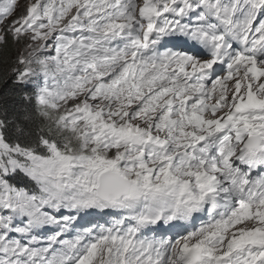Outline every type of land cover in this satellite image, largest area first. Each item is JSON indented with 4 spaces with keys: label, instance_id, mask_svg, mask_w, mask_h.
Here are the masks:
<instances>
[{
    "label": "snow or ice",
    "instance_id": "snow-or-ice-1",
    "mask_svg": "<svg viewBox=\"0 0 264 264\" xmlns=\"http://www.w3.org/2000/svg\"><path fill=\"white\" fill-rule=\"evenodd\" d=\"M0 264H264V0H0Z\"/></svg>",
    "mask_w": 264,
    "mask_h": 264
},
{
    "label": "trees",
    "instance_id": "trees-1",
    "mask_svg": "<svg viewBox=\"0 0 264 264\" xmlns=\"http://www.w3.org/2000/svg\"><path fill=\"white\" fill-rule=\"evenodd\" d=\"M3 54L0 53V76H2L4 69L7 67L6 64L2 62ZM0 100H7L9 104L14 101V96L11 86L7 81L0 79Z\"/></svg>",
    "mask_w": 264,
    "mask_h": 264
}]
</instances>
